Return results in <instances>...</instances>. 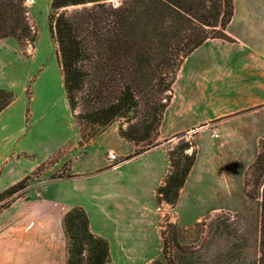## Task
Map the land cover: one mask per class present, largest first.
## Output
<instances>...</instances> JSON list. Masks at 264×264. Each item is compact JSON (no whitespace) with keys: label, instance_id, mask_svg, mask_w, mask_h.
I'll list each match as a JSON object with an SVG mask.
<instances>
[{"label":"trees","instance_id":"obj_1","mask_svg":"<svg viewBox=\"0 0 264 264\" xmlns=\"http://www.w3.org/2000/svg\"><path fill=\"white\" fill-rule=\"evenodd\" d=\"M233 13L234 0H51L48 26L67 104L79 127V144L89 142L117 122L119 135L135 145L132 153L113 156L114 160L106 153L110 161L97 171L165 143L169 170L155 189V203L158 207L177 204L198 157L194 136L200 126L193 127V136L187 137L185 130L172 136L177 137L175 142L160 140L164 112L185 58L206 39L235 40L227 32ZM37 34L27 0H0V39H15L27 56L26 46H34ZM26 91L30 99V84ZM14 99L13 90L0 87V111ZM56 160V156L46 159L1 189L0 211L23 196L31 181ZM63 165L67 171L58 169L53 177L78 175L71 168V159ZM244 187L250 198L260 197L256 264H264V138L245 172ZM216 218L209 232L214 224L228 225L230 216ZM204 223L198 220L191 229ZM160 226L161 256L149 264H182L183 259L199 251L197 240L181 241L183 228L177 221L165 218ZM63 227L68 238L66 264H109V241L91 230L88 212L82 205L66 211Z\"/></svg>","mask_w":264,"mask_h":264},{"label":"crops","instance_id":"obj_2","mask_svg":"<svg viewBox=\"0 0 264 264\" xmlns=\"http://www.w3.org/2000/svg\"><path fill=\"white\" fill-rule=\"evenodd\" d=\"M227 32L235 40L206 39L181 64L173 83L172 99L160 126V140L171 139L175 133L197 126L201 128L198 138H207V133L213 137L217 127L207 130V121L264 105V0H234V13ZM12 39H0V42L9 43ZM0 86L15 88L9 80H0ZM15 102L16 98L0 111V190L30 173L60 145L52 137L39 136L32 125L26 126L23 112L16 117ZM73 146L79 149V145ZM75 149L70 153L73 154ZM134 149L135 145L119 135L118 124L113 122L83 144L79 155L71 160V168L78 175L50 181L105 177L102 186L93 187L91 194L76 200L50 192L46 188L47 182L43 192L18 197L1 210L0 264H66L68 238L63 217L76 204L88 212L91 230L108 239L109 264H149L160 253L161 241L155 247L147 244L149 235L142 217L114 214L115 188L126 181L123 176L115 182L114 177L122 173L128 163L160 152L165 165L153 184L155 201V189L169 170L167 146L162 143L137 158L97 171L110 161L105 153L122 156ZM98 155L100 157H96ZM200 155L181 189L178 203L194 191L191 178ZM66 158L67 154L55 166H60ZM81 158L86 161L79 162ZM205 165L207 168V158ZM156 230L159 234L158 225Z\"/></svg>","mask_w":264,"mask_h":264},{"label":"rangeland","instance_id":"obj_3","mask_svg":"<svg viewBox=\"0 0 264 264\" xmlns=\"http://www.w3.org/2000/svg\"><path fill=\"white\" fill-rule=\"evenodd\" d=\"M27 2L38 30L36 42L34 46H26L27 56L15 39L9 43L0 42V80L14 83L15 88L11 90L16 98L15 116L23 112L26 126L32 125L39 136L52 137L60 145L52 155L57 157L56 162L48 164L41 175L31 181L23 196L31 197L43 192V186L48 182L46 188L50 192L79 200L91 194L93 187L102 186L107 178L76 177L50 182L60 178L53 177L56 170L67 171L64 162L79 155L83 145L79 144V127L67 104L55 44L49 31L47 16L51 0ZM29 84L32 91L30 99L26 91ZM213 127H217L213 137L209 133L207 138H198L199 133L194 136L198 155H201L191 178L194 191L190 192L189 198L186 196L174 207L164 203L160 207L155 205L153 184L164 168L165 159L160 152H154L150 157L128 163L122 173L115 175V182L123 176L126 181L123 186L115 188L114 214L143 218L149 235L147 244L155 247L161 241V250L156 257L161 256L162 251L160 225L163 219L169 218L183 228L180 237L183 243L197 240L201 245L199 251L183 259L182 264H256L260 197L247 196L244 175L257 156L259 141L264 138V105L222 116L217 121H207V130ZM193 131L188 130L187 137L193 136ZM169 140L175 142L177 137ZM73 145H79V149ZM72 149H75L73 154L70 153ZM65 154L67 158L60 166H55ZM85 159L81 158L79 162ZM110 159L116 158L110 155ZM217 215L230 216L228 225H215ZM198 220H203L204 225L192 230L191 226ZM212 222L215 224L209 232Z\"/></svg>","mask_w":264,"mask_h":264},{"label":"water","instance_id":"obj_4","mask_svg":"<svg viewBox=\"0 0 264 264\" xmlns=\"http://www.w3.org/2000/svg\"><path fill=\"white\" fill-rule=\"evenodd\" d=\"M114 1H118V0H114Z\"/></svg>","mask_w":264,"mask_h":264}]
</instances>
